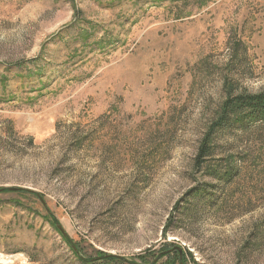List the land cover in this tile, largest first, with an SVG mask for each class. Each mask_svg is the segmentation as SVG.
I'll return each instance as SVG.
<instances>
[{
    "label": "rangeland",
    "instance_id": "rangeland-1",
    "mask_svg": "<svg viewBox=\"0 0 264 264\" xmlns=\"http://www.w3.org/2000/svg\"><path fill=\"white\" fill-rule=\"evenodd\" d=\"M262 91L264 0H0V264H264Z\"/></svg>",
    "mask_w": 264,
    "mask_h": 264
},
{
    "label": "trees",
    "instance_id": "trees-1",
    "mask_svg": "<svg viewBox=\"0 0 264 264\" xmlns=\"http://www.w3.org/2000/svg\"><path fill=\"white\" fill-rule=\"evenodd\" d=\"M237 123L243 126L264 123V91L257 94H239L233 96L226 100L223 107V114L216 125L226 126L228 124ZM211 132H209L203 139L200 151L199 159L202 160L204 157L211 154ZM200 163V162H199ZM56 223V222H55ZM62 233V232H61ZM65 239L70 240L68 236L63 235ZM169 250V255L172 256L173 251ZM175 258L180 261L182 256L178 251H175ZM102 259H107V264L117 263V264H135L124 258L115 256H102ZM185 259V258H184ZM146 260V258L144 259ZM87 264H96L90 261H84ZM147 264V261H144ZM106 264V263H104ZM144 264V263H143ZM153 264H155L153 262Z\"/></svg>",
    "mask_w": 264,
    "mask_h": 264
},
{
    "label": "water",
    "instance_id": "water-1",
    "mask_svg": "<svg viewBox=\"0 0 264 264\" xmlns=\"http://www.w3.org/2000/svg\"><path fill=\"white\" fill-rule=\"evenodd\" d=\"M58 228H59V230L63 233V235H67V232H66V230L63 228V226L62 225H58ZM179 251H180V254L182 253V251H181V249H179Z\"/></svg>",
    "mask_w": 264,
    "mask_h": 264
}]
</instances>
